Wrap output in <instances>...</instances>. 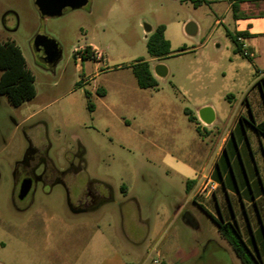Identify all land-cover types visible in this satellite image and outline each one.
<instances>
[{"label":"rangeland","instance_id":"obj_1","mask_svg":"<svg viewBox=\"0 0 264 264\" xmlns=\"http://www.w3.org/2000/svg\"><path fill=\"white\" fill-rule=\"evenodd\" d=\"M218 1L88 0L45 17L33 0H0V43L20 49L35 88L19 106L0 94V264H151L160 254L165 264H240L217 228L232 212L228 196L218 190L216 202L205 192L184 207L185 186L169 159L200 156L216 140L184 108L196 114L200 100L210 102L223 130L257 70L264 80V44L248 51L252 58L234 56L228 0ZM189 22L194 34L185 32ZM158 25L170 53L153 59L146 40ZM40 38L59 48L53 67L34 55ZM87 44L101 59L75 52ZM138 59L152 73L165 67L154 88L138 87L131 69ZM198 60L203 82L189 77ZM250 93L253 106L263 103L257 85ZM247 137L257 152L254 132ZM27 175L31 187L19 199ZM187 212L196 229L182 220ZM236 213L243 215L239 202ZM259 235L246 239L252 253L256 244L264 252Z\"/></svg>","mask_w":264,"mask_h":264},{"label":"crops","instance_id":"obj_2","mask_svg":"<svg viewBox=\"0 0 264 264\" xmlns=\"http://www.w3.org/2000/svg\"><path fill=\"white\" fill-rule=\"evenodd\" d=\"M207 1L219 2L218 0ZM234 3L237 4L236 16H234L232 11V5ZM227 10H230L231 12L232 31L227 29L225 34H245L243 37L237 36L240 40H237L236 38L241 50L242 48H245L246 51H255L258 45L264 44V0H244L241 2L237 0H228ZM196 31L197 28L195 26V32ZM85 46L90 47L91 57L94 58H86L85 60L98 61L101 59L98 57L100 53L93 44L80 46L76 49V51L81 54L80 57L82 59L87 57L84 51ZM216 48L220 49V46L217 44ZM232 52L234 56L239 55L234 51V48L232 49ZM261 58L262 57L259 56L258 60H261ZM204 65V60L193 62L190 65L189 77L197 82H203L208 76L206 66ZM258 72L259 70H257V73ZM152 74L154 77L164 76H158L155 72ZM166 74L167 71H165V75ZM258 74L260 77L256 79L254 84H252L251 89L254 88L258 80L263 79L261 74ZM203 89H206V87ZM251 89H248V91L242 96L240 102H238V110L231 114L230 119L223 130H218L216 127V110L210 102L200 100L196 114H193L190 110L184 108L183 111L187 110L195 119V123H190H192L194 127L198 126V124H202L204 128H209V133L216 136V140L206 152H203L200 156L191 157L192 159L182 160V158L168 156L169 159L174 160L173 169H169L179 176L180 181L184 183L185 191L187 193L184 207L185 204H188L190 199H196L201 196V194H204L199 190L206 179L212 181L217 185L212 194L213 200L216 201V192L222 190L228 196L229 205L232 208L230 215L224 216V218L221 216L222 222L235 223L245 241L249 237L256 239L255 237L258 232H260L259 238L264 241V136L257 134L251 126L247 124V122L252 120L256 123L264 122V100L262 104H257L255 105L256 107L253 106L250 100ZM204 107H209L213 114V120L209 124L202 122L198 115L199 111ZM246 111L248 112V117L245 115ZM241 117L247 122H242L240 119ZM248 130H252L256 136L258 142L257 152H255L249 144L247 137ZM230 143L231 146L229 145ZM223 155L225 156L226 165L220 164ZM216 163H218V176L214 177ZM121 190L124 191V188L121 187ZM202 198L206 204L210 202V194L206 193ZM236 202H239V208L243 214L242 216L236 213ZM179 212L181 214L180 209ZM182 220L186 225L188 224L195 229L198 226L197 221L191 212H187L182 217ZM148 225L149 224H147L146 237H148L149 234ZM220 237L225 240L221 234ZM132 243L136 244L137 242L132 241ZM227 244L229 246L228 242ZM256 247L260 251L261 259L264 262V252H261L260 245L256 244ZM236 258L240 264H242L237 256ZM160 259L161 264H165L166 256L164 254H160Z\"/></svg>","mask_w":264,"mask_h":264},{"label":"trees","instance_id":"obj_3","mask_svg":"<svg viewBox=\"0 0 264 264\" xmlns=\"http://www.w3.org/2000/svg\"><path fill=\"white\" fill-rule=\"evenodd\" d=\"M189 1L193 7H198L201 4L208 3L207 0H186ZM239 2L244 0H237ZM237 4L232 5V11L236 16ZM164 25H158L146 40V50L151 58H162L170 53V44L164 37ZM230 40L234 43V51L239 55H244L238 42L237 36H245V34L237 33L230 35L226 33ZM185 48H181L183 52ZM84 51L86 58H91L90 47L85 46ZM132 73L136 79L137 85L141 89L154 88L157 83L153 76L149 64L144 59H138L135 64L131 66ZM256 85L260 88L262 98L264 100V80L260 79L256 82ZM98 93H102L97 90ZM0 94L6 96L8 102L12 106H19L24 101L31 100L35 96V88L33 85V76L27 69L25 59L20 49L11 41L0 43ZM87 107L91 109L90 103ZM188 121L195 123V119L192 115L184 110ZM242 122L246 121L244 118H240ZM247 122V121H246ZM249 126L259 135L264 136V122L256 123L253 120L247 122ZM196 129L198 127L196 126ZM231 146V143L229 144ZM221 165H226L225 156L223 155L220 160ZM218 176V163L215 165L214 177ZM217 228L221 236L229 243L235 255L239 258L242 264H264L261 259V253L255 245V252L246 245V241L242 238L241 232L235 223L221 222L217 223Z\"/></svg>","mask_w":264,"mask_h":264},{"label":"water","instance_id":"obj_4","mask_svg":"<svg viewBox=\"0 0 264 264\" xmlns=\"http://www.w3.org/2000/svg\"><path fill=\"white\" fill-rule=\"evenodd\" d=\"M33 3L41 16L57 17L62 14L64 8L74 10L84 7L87 4V0H33ZM184 29L187 34H194L195 32V26L191 22L187 23ZM33 52L37 60L48 67H53L60 56L57 45L47 38L37 39L33 43ZM154 70L158 76L165 75L166 70L162 65H157ZM198 115L200 120L206 124L211 123L213 120V114L209 107L202 108ZM30 187V179L23 180L19 187L18 198H24Z\"/></svg>","mask_w":264,"mask_h":264},{"label":"built area","instance_id":"obj_5","mask_svg":"<svg viewBox=\"0 0 264 264\" xmlns=\"http://www.w3.org/2000/svg\"><path fill=\"white\" fill-rule=\"evenodd\" d=\"M237 40H240V39L237 38ZM75 52L78 53V51H75ZM242 52H243L244 55H247L249 58H252L253 57L252 53L246 51L245 48H242ZM79 55H81V54H79ZM98 57L101 58L100 55H98ZM258 73H260L262 75L261 72H258ZM216 187H217V185L214 182L208 181L206 179L205 182L200 187V190L199 191L201 193H205V192L213 193L215 191ZM150 262H151V264H161V260H160L159 257H150Z\"/></svg>","mask_w":264,"mask_h":264},{"label":"flooded vegetation","instance_id":"obj_6","mask_svg":"<svg viewBox=\"0 0 264 264\" xmlns=\"http://www.w3.org/2000/svg\"><path fill=\"white\" fill-rule=\"evenodd\" d=\"M87 2H88V0H87ZM66 9H69V8H64V9H63V11H64V10H66ZM37 10H38V9H37ZM29 178H30V176H29V175H27V176H25V177H24V179H23V180H25V179H29Z\"/></svg>","mask_w":264,"mask_h":264}]
</instances>
